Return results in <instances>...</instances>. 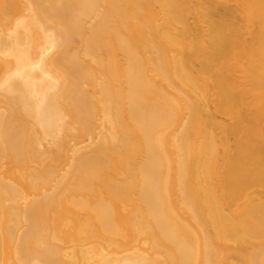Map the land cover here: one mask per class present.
<instances>
[{
    "label": "bare ground",
    "instance_id": "6f19581e",
    "mask_svg": "<svg viewBox=\"0 0 264 264\" xmlns=\"http://www.w3.org/2000/svg\"><path fill=\"white\" fill-rule=\"evenodd\" d=\"M0 264H264V0H0Z\"/></svg>",
    "mask_w": 264,
    "mask_h": 264
}]
</instances>
